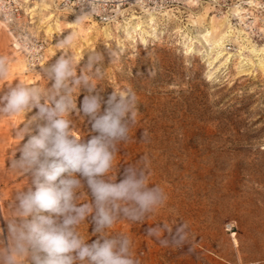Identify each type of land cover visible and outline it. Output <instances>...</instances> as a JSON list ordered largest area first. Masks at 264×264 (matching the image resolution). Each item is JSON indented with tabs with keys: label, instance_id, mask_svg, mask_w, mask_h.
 I'll list each match as a JSON object with an SVG mask.
<instances>
[{
	"label": "rangeland",
	"instance_id": "obj_1",
	"mask_svg": "<svg viewBox=\"0 0 264 264\" xmlns=\"http://www.w3.org/2000/svg\"><path fill=\"white\" fill-rule=\"evenodd\" d=\"M58 1L35 0L25 31L15 39L41 48L42 59L31 70L25 68L24 51L0 26V55L14 61L9 76L0 80V91L16 82L46 88L49 81L39 70L64 52L74 57L77 75L90 55L101 57L100 78L89 79L105 100L114 90L135 94L132 141L118 146L111 174L117 173L119 181L123 167L147 154L149 186H160L167 199L143 221H120L109 232L127 234L141 264H264V54L225 42L230 58L213 59L204 41L215 39L210 21L217 26L229 19L237 27L230 20L237 18L231 13L235 4L263 33L264 0L259 9L246 7L248 0H181L167 9L145 11L155 14L152 26L137 9L107 24H74L78 15L61 9ZM134 26L141 29L134 31ZM69 31L79 33L74 43L54 47ZM252 42L257 49L264 47V42ZM86 94L72 89L78 107ZM27 115L0 117V227L6 224L12 194L28 184L25 175L9 170L8 162L21 142L13 133ZM68 118L78 139L94 134L83 117L73 113ZM79 191L78 202H88L87 191ZM181 223L188 236L180 247H163L146 231L165 226L174 233ZM79 231L85 241L96 238L87 222ZM164 235L169 233L160 232Z\"/></svg>",
	"mask_w": 264,
	"mask_h": 264
},
{
	"label": "clouds",
	"instance_id": "obj_2",
	"mask_svg": "<svg viewBox=\"0 0 264 264\" xmlns=\"http://www.w3.org/2000/svg\"><path fill=\"white\" fill-rule=\"evenodd\" d=\"M10 17L9 6L0 3V22L9 23ZM78 37L77 31H69L54 47H70ZM99 59L90 55L77 75L74 57L61 52L39 70L49 81L46 88L16 82L0 91V117L28 113L13 133L21 142L8 161L9 170L25 175L28 184L7 205L8 218L0 227V264H141L133 257L130 237L109 229L120 221H143L167 197L160 186H149L147 154L123 167L119 181L117 173L111 174L118 146L132 141L138 112L132 91L114 90L105 100L103 90L92 85L89 76L99 79L102 73ZM12 63L0 55V80L9 76ZM74 87L87 92L79 107L72 97ZM73 113L86 119L94 134L87 139L73 135L68 118ZM80 189L87 191L88 202H78ZM85 222L96 237L91 242L79 231ZM146 231L163 247H180L188 236L184 223L174 233L165 226ZM162 231L169 235L161 238Z\"/></svg>",
	"mask_w": 264,
	"mask_h": 264
},
{
	"label": "built area",
	"instance_id": "obj_3",
	"mask_svg": "<svg viewBox=\"0 0 264 264\" xmlns=\"http://www.w3.org/2000/svg\"><path fill=\"white\" fill-rule=\"evenodd\" d=\"M33 0H0V3H6L9 6L11 17L10 22L5 23L12 33L17 35L25 31L27 22L25 9ZM181 0H59L58 5L65 11L73 12L79 16H85L98 24H107L112 22L121 11L141 10L160 11L172 7ZM232 25L242 26L249 38L255 42H264V32H259L252 22L248 21L247 15L244 16V22L235 17H231ZM20 40V39H19ZM22 44V43H21ZM21 50L25 53L26 65L30 64L33 68L38 65L39 59H42L40 47H28L23 42ZM29 67V66H28Z\"/></svg>",
	"mask_w": 264,
	"mask_h": 264
},
{
	"label": "bare ground",
	"instance_id": "obj_4",
	"mask_svg": "<svg viewBox=\"0 0 264 264\" xmlns=\"http://www.w3.org/2000/svg\"><path fill=\"white\" fill-rule=\"evenodd\" d=\"M34 1L35 0H33L27 6V8L25 9L27 14H30L34 10V9L32 10V8L30 6ZM45 1L46 0H41V2H45ZM194 1H196V0H191L190 2H194ZM259 1H262V0H248L246 2V7H252V8L259 9L261 7L260 4H259ZM141 10H143L144 14L148 16V19H147L146 22L150 23L151 26L154 25V23H155V14H153V12H145L144 9H141ZM231 10H232L231 13L234 16H236L239 19V21L244 19L243 13L246 12V11L241 10V7L238 4H235L233 6V8H231ZM122 12L123 11L119 12V14H121ZM78 17H80V16L78 15ZM48 18H50V17H48ZM137 18L138 17L133 16L131 18V20H135ZM83 20L87 21V22H94V21L88 19L87 17H85ZM227 20L229 21V19H227ZM227 20L226 21H224V20L221 21L220 23H218L217 26H214L213 25V21H210V25L208 26V30H209V32H212L215 35V39L211 40V42L209 43V41L206 40V38L204 37L205 45L207 47L206 51L208 52V54H211V53L214 54V58L213 59H221V58L225 57L226 54H228L226 59L230 58L231 55L229 53H224V51L226 50L225 42H232V43L238 44L240 49L241 48L242 49H246V50H248L251 53H254L256 55L264 54V47L260 48V49H257L255 44L250 40L248 34L244 31V29L242 27H240V26L239 27L238 26L235 27L234 26L235 27L234 28L231 25H229ZM198 21H199V18H198ZM0 26L3 27L8 32V34L12 37L14 43L18 47L23 48V46L20 45L17 42L18 40L16 39V36L12 33L10 28L5 23L0 22ZM151 26H149L150 29H152L154 31L155 27H151ZM140 29H141L140 27H135V26L133 27L134 31L140 30ZM239 29H241V30H239ZM142 32L145 33V37L146 38H151L152 37V35L150 33H147V32H145L143 30H142ZM206 35H209L208 32L206 33ZM19 41H22V40H19ZM238 54L240 55L241 53L239 52ZM25 68H26V63H25Z\"/></svg>",
	"mask_w": 264,
	"mask_h": 264
}]
</instances>
